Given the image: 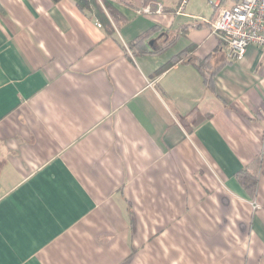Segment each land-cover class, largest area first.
<instances>
[{
	"label": "crops",
	"instance_id": "0c3cea01",
	"mask_svg": "<svg viewBox=\"0 0 264 264\" xmlns=\"http://www.w3.org/2000/svg\"><path fill=\"white\" fill-rule=\"evenodd\" d=\"M107 1L0 0V264H264V50L210 0Z\"/></svg>",
	"mask_w": 264,
	"mask_h": 264
},
{
	"label": "built area",
	"instance_id": "2783aa9c",
	"mask_svg": "<svg viewBox=\"0 0 264 264\" xmlns=\"http://www.w3.org/2000/svg\"><path fill=\"white\" fill-rule=\"evenodd\" d=\"M187 2L188 0H180L178 12L183 11ZM210 2L216 7L215 14L208 19L211 33L217 35L224 43L227 58L242 60L251 45L264 50V0H210ZM155 9L158 13L164 11L161 4ZM96 25L102 27L100 22ZM257 205L254 202L253 207L257 208Z\"/></svg>",
	"mask_w": 264,
	"mask_h": 264
},
{
	"label": "trees",
	"instance_id": "16d2710c",
	"mask_svg": "<svg viewBox=\"0 0 264 264\" xmlns=\"http://www.w3.org/2000/svg\"><path fill=\"white\" fill-rule=\"evenodd\" d=\"M59 1V0H53ZM78 8L82 11L88 10L92 12L108 30H114V27L111 23L117 24L122 20V16L115 9V7L107 0H75ZM146 37L144 35H140L133 40V45L137 47V49L143 50V40ZM155 52V51H154ZM186 52H181L171 59L168 60L166 64H164L160 69L157 70V73L163 72L165 69L170 68L175 62L178 60L185 58ZM201 72L204 74V80L206 81V85L212 88V75L207 74V69L204 66L203 61H199L197 59H191ZM156 73V74H157ZM238 181L242 184L243 187L247 188L250 191L255 190V185L257 183V178L246 170H241L237 173Z\"/></svg>",
	"mask_w": 264,
	"mask_h": 264
},
{
	"label": "rangeland",
	"instance_id": "374dc122",
	"mask_svg": "<svg viewBox=\"0 0 264 264\" xmlns=\"http://www.w3.org/2000/svg\"><path fill=\"white\" fill-rule=\"evenodd\" d=\"M254 202L256 203V201H253V200H252V202H251V204H252V207H253V204H254Z\"/></svg>",
	"mask_w": 264,
	"mask_h": 264
}]
</instances>
